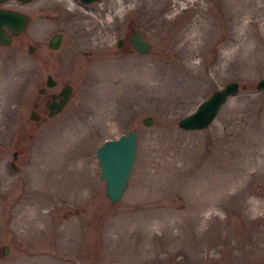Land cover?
I'll return each mask as SVG.
<instances>
[{
    "label": "rangeland",
    "instance_id": "1",
    "mask_svg": "<svg viewBox=\"0 0 264 264\" xmlns=\"http://www.w3.org/2000/svg\"><path fill=\"white\" fill-rule=\"evenodd\" d=\"M1 7L28 20L0 46V264H264V90L253 87L264 72V0ZM132 28L146 54L129 47ZM46 74L55 85L43 88L69 84V99L35 121ZM231 80L238 90L211 123L178 128ZM126 130L135 158L110 203L93 147Z\"/></svg>",
    "mask_w": 264,
    "mask_h": 264
},
{
    "label": "water",
    "instance_id": "2",
    "mask_svg": "<svg viewBox=\"0 0 264 264\" xmlns=\"http://www.w3.org/2000/svg\"><path fill=\"white\" fill-rule=\"evenodd\" d=\"M6 0H0V3ZM19 3L27 2L31 0H15ZM81 5L86 3H93L96 0H77ZM27 16L24 13H20L15 9H9L7 7L0 8V46L6 45L11 41V37L17 33H21L24 30ZM60 34L54 32L50 34L48 40H46V46L55 49L59 43ZM131 49L135 53H147L150 43L146 42L142 38V34L137 28L133 29V33L127 39ZM119 44V39L116 42ZM27 52L33 50L30 45H26ZM45 85H49L51 78L46 75ZM50 81V82H49ZM237 82L231 80L225 82L220 88L211 90V94L202 98L199 103L194 105L190 113H186L177 119L176 123L180 130H201L203 127L211 123L212 117L216 114V110L225 101V98L232 96L237 92ZM243 87L241 84L240 88ZM254 89L259 91L264 90V72L253 83ZM62 89L59 91L60 99L58 104L54 107L55 113L58 112L64 101L67 100V93L70 90L69 85H62ZM141 123L148 125L150 117L148 115L141 117ZM135 132L133 130L121 132L110 139L101 140L100 144L94 146L93 157L96 159L95 165L98 168L97 177L103 185V195L110 203H114L121 196L125 189L126 180L128 174L132 170L133 159L135 158L134 152L136 149ZM13 152V151H12ZM15 153L11 154L13 158ZM13 162L9 161V167L16 169L13 166ZM5 245L1 246V253L4 254L6 249Z\"/></svg>",
    "mask_w": 264,
    "mask_h": 264
},
{
    "label": "flooded vegetation",
    "instance_id": "3",
    "mask_svg": "<svg viewBox=\"0 0 264 264\" xmlns=\"http://www.w3.org/2000/svg\"><path fill=\"white\" fill-rule=\"evenodd\" d=\"M133 29L131 30L130 32V35L133 33ZM18 34V33H17ZM54 34V33H53ZM129 35V36H130ZM128 36V37H129ZM127 37V39H128ZM13 38V37H11ZM121 42H119L120 44ZM128 43V41H127ZM118 47V46H117ZM130 47V46H129ZM131 48V47H130ZM48 75V74H46ZM45 75V77H46ZM44 77V78H45ZM50 77V75H49ZM51 78V77H50ZM52 81V82H50ZM50 84L49 85H45V82H46V78L44 80V82H42L43 86H38L36 89H37V92L41 95L37 100V102H34L32 101L30 103V106H31V109L30 111L28 112V117L31 118V119H34L35 121H38V119H41L44 117H48L52 114H57L59 111H61L63 109V106L66 105V102L67 100L69 99V93H70V90H71V87H70V90L68 91L67 93V100L63 102L62 106L60 107L61 109L55 113V109L54 107L58 104V101H59V91L62 89V85H67V84H64V83H61L56 90H53V89H44L43 87H52L55 85V80L54 78H51L50 80ZM13 151V150H12ZM11 151V152H12Z\"/></svg>",
    "mask_w": 264,
    "mask_h": 264
}]
</instances>
